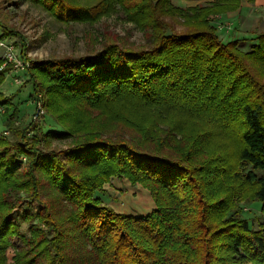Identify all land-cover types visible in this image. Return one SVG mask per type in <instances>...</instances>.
Segmentation results:
<instances>
[{
	"label": "trees",
	"instance_id": "trees-1",
	"mask_svg": "<svg viewBox=\"0 0 264 264\" xmlns=\"http://www.w3.org/2000/svg\"><path fill=\"white\" fill-rule=\"evenodd\" d=\"M30 1L62 21L98 19V4ZM100 4L104 15L116 5L128 11L145 45L108 39L26 69L61 131L43 134L40 146L36 122L11 121L12 140L0 136V264L14 237L24 246L14 247L13 264H264V234L241 217L238 201L259 202L264 214V33L246 51V40L221 42L210 18L240 0ZM165 17L184 30H171ZM10 102L0 94V107ZM65 140L66 148L51 147ZM112 178L148 190L154 209L133 216L104 205L95 194ZM243 188L250 191L241 198ZM21 194L37 221L27 237L11 217Z\"/></svg>",
	"mask_w": 264,
	"mask_h": 264
},
{
	"label": "rangeland",
	"instance_id": "rangeland-1",
	"mask_svg": "<svg viewBox=\"0 0 264 264\" xmlns=\"http://www.w3.org/2000/svg\"><path fill=\"white\" fill-rule=\"evenodd\" d=\"M170 1L176 7L207 4V0ZM67 2L70 5L83 7L85 10L97 4L100 5L99 10H94V15L98 19L67 22L59 20L34 1L0 0V23L18 33L16 36L3 38L14 42L19 57L29 62L30 67L37 61L85 55L87 52L98 50L100 45L108 39L123 46L145 45V33L129 22L128 11H124L118 5L114 7L113 12L104 15L102 12H105V5L100 4L101 0H67ZM242 3V9L240 5L238 7L239 11L224 13L223 16L226 19L221 20L217 17L220 15L211 16L210 19L221 42L227 43L234 39L246 40L239 45L242 51H246L252 45L253 39L264 33V0H242ZM258 15H261L259 20H257ZM165 21L174 32L184 30L183 24L177 20L165 17ZM0 34H2L1 29ZM0 94L11 100L10 108L7 111L0 107V136L6 141L12 140L9 128L11 121H14V126L17 128H22L30 122H36L40 127L38 136L40 146H42L43 134L48 131H61L45 109L44 116L39 120L35 118L33 101L40 94H37L36 97L33 95L28 71L5 74L4 81L0 84ZM28 135H32V132ZM69 143V140L54 141L51 147L64 149ZM16 160L25 164L24 157L20 156ZM103 189V191L97 192L95 197H98L104 205L111 207L117 213L133 216L146 215L155 207L148 190L138 184L131 185L124 178H112L103 185ZM248 191H250L248 188L241 189L239 197H246ZM20 196L21 204L13 210L11 217L14 226L18 227L22 235L27 237L28 225L36 224L37 221L34 218L33 205L24 194ZM238 201L241 217L247 220L253 231L262 230L264 234V214L261 211L260 203L245 202L243 199ZM12 245L7 248V264H13L14 247H23L24 243L19 237H14Z\"/></svg>",
	"mask_w": 264,
	"mask_h": 264
},
{
	"label": "built area",
	"instance_id": "built-area-1",
	"mask_svg": "<svg viewBox=\"0 0 264 264\" xmlns=\"http://www.w3.org/2000/svg\"><path fill=\"white\" fill-rule=\"evenodd\" d=\"M29 62L21 59L15 48V44L12 40H6L0 34V71H4L9 68L5 74L25 72L29 67ZM35 106V118L38 120L44 116V107L42 105L41 96L38 95L33 101ZM7 134V132H4Z\"/></svg>",
	"mask_w": 264,
	"mask_h": 264
},
{
	"label": "crops",
	"instance_id": "crops-1",
	"mask_svg": "<svg viewBox=\"0 0 264 264\" xmlns=\"http://www.w3.org/2000/svg\"><path fill=\"white\" fill-rule=\"evenodd\" d=\"M212 0H207V3H209V2H211ZM242 5H243V3H242V0H241V2H240V8L242 7ZM192 6H195V5H192ZM188 7H191V6H188ZM180 8H187V7H180ZM242 9V8H241ZM240 9V10H241ZM237 11H239V9H237L236 11H234V12H237ZM224 14H221L220 16H217V17H219L221 20H224V19H226V18H224V16H223ZM261 18V15H258V17H257V20H259ZM218 35V34H217ZM218 37H219V35H218Z\"/></svg>",
	"mask_w": 264,
	"mask_h": 264
}]
</instances>
